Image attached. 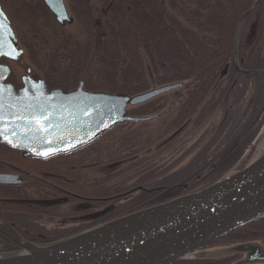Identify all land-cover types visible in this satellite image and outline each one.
<instances>
[{
    "label": "water",
    "instance_id": "1",
    "mask_svg": "<svg viewBox=\"0 0 264 264\" xmlns=\"http://www.w3.org/2000/svg\"><path fill=\"white\" fill-rule=\"evenodd\" d=\"M60 27L73 24L64 0H41ZM261 0H255L234 31L237 65L239 29ZM24 52L11 23L0 6V59L19 61ZM227 67L222 71L224 75ZM10 67L0 64V144L18 150L25 159L46 160L84 147L101 135L125 124L157 118L133 117L129 109L142 106L182 84L164 85L135 96L88 92L83 82L71 92L48 90L43 80L21 79V87L7 83ZM47 153V154H46ZM16 175H0V185H18ZM185 188V187H184ZM257 220H264V153L242 170L212 185L165 203L96 226L55 243L37 245L25 241L0 220V234L19 251L0 254V264H172L192 259L200 252ZM240 252L238 264H264V249L257 243L236 245L216 256Z\"/></svg>",
    "mask_w": 264,
    "mask_h": 264
},
{
    "label": "trees",
    "instance_id": "2",
    "mask_svg": "<svg viewBox=\"0 0 264 264\" xmlns=\"http://www.w3.org/2000/svg\"><path fill=\"white\" fill-rule=\"evenodd\" d=\"M95 1L106 4L109 12L106 32L98 46L92 45L91 41ZM254 2L255 0H170L167 3H150L148 0H72V13L78 20L83 19L89 28V42L86 45L76 43L66 34H60L62 29L53 21L41 0H21V5H27V20L41 31V41L42 38V42L45 41L43 48L50 52L47 71L49 78H45L49 88L64 90L83 82L85 89L90 92L135 96L147 92L151 86L180 83L182 88L177 92L182 93V97H178L181 104L175 118L164 130L165 133H172L181 130L193 119H198L196 122L201 123L211 114L214 106L208 107V111L198 110L218 85L226 66L231 71V79L239 75L234 64V31L240 18ZM257 17L259 22L262 19L256 33L257 37H261L264 0L259 2L241 24L237 63L243 71H264V60L258 59L264 45L256 40L247 41L248 24L257 21ZM253 25L254 22L251 26ZM262 33L264 36V32ZM251 76L259 77L257 74ZM225 92L226 89L221 92L219 100H223ZM159 103L160 100H153L131 109L129 115H153L164 107ZM252 154H255V150L249 152L248 156ZM224 177L222 173L208 182L200 181L190 192L200 191ZM36 190L41 192L39 188ZM155 196V199L146 201L149 204L133 209L141 210L164 201L161 196ZM3 198H0L1 207L5 205L2 203ZM67 237L69 236H55L47 238L46 242L53 243ZM24 238L36 240L34 237ZM242 242L264 245V220L239 228L215 244ZM234 260L235 257L225 256L182 260L172 264H233Z\"/></svg>",
    "mask_w": 264,
    "mask_h": 264
},
{
    "label": "rangeland",
    "instance_id": "3",
    "mask_svg": "<svg viewBox=\"0 0 264 264\" xmlns=\"http://www.w3.org/2000/svg\"><path fill=\"white\" fill-rule=\"evenodd\" d=\"M148 1L150 3H167L170 0ZM71 3L72 0H65L67 10L73 18V24L61 28V33H59L72 37L76 43L86 45L89 42V28L83 19L78 20L72 13L73 5ZM0 5L11 22L19 47L24 50L20 62L9 65L14 79L20 83V77L25 74L26 69H29L31 74L39 79L49 78L47 71H49L50 61L48 56L50 52L47 48H43L45 41L42 42L43 38L41 41V31L35 29L37 26L32 25L27 20V5L26 7L21 5V0H0ZM108 13L106 4L94 2L91 20L92 45L98 46L100 40L103 39L106 32L105 26ZM258 17L257 21H253V26H251L253 22L248 24L249 35H251L250 37L248 35L247 41L256 40L257 43L264 45L262 33L264 32V21L261 28V37H257L256 34L257 27L262 21L260 18L259 22ZM241 27L242 25L239 29V37ZM258 59L264 60V46H262ZM255 71L264 72L263 70ZM230 75L231 71L227 67L226 73L224 75L221 73L218 85L209 94L205 104L198 110V112L208 111V107L214 106L211 114L201 123L196 122L198 119H193L190 124L184 125L183 131L175 139L170 140L172 134L177 133L176 131L165 133L164 130L175 118L181 104L178 97L182 93L178 94L180 92L178 90L154 99L160 100L158 105H164L160 111L150 115H156L157 118L139 125L125 123L109 131L106 134L107 137L104 138L105 135L101 137L100 139H104L102 141L99 139L97 141L99 143L95 147L102 150L100 152L102 157L106 156L110 159L111 165L110 167L106 166V168H110L109 173L112 176L115 175L109 181V184L103 186V190L111 193H116L125 187L128 190L135 183L136 178L140 176L144 177L143 186L146 189L159 188L156 192L161 193L171 186H184L188 182L196 180L203 172L205 176L198 179L199 183L200 181L208 182L211 178H216L222 173L226 177L250 164L258 151L264 146V74H257L259 77L251 76L254 74H239L233 79ZM154 88L158 87L151 86L150 90ZM225 89L223 100H219L221 92ZM253 150H255V154L249 157L248 153ZM70 159L52 161L49 165L60 163L72 165ZM106 163L108 165L109 161ZM83 165L86 167L84 168L86 178L87 176L91 179L101 177L99 170L87 167L89 163ZM212 165L216 167L213 172L208 170ZM76 166L80 167L79 165ZM123 170L132 171L123 177L116 176L119 171ZM196 184L198 182L194 183L188 191L193 189ZM184 191L186 189L179 187L171 198L185 193ZM176 192L181 193L176 194ZM140 195L141 193L134 195L138 199L132 205L139 206L142 203L139 200ZM155 198L156 196L150 199ZM168 200L166 198V201ZM31 222L33 221L31 220ZM37 224L51 229L54 227L55 222L43 218L37 220ZM229 247L228 245L214 244L213 247L200 253L199 256L203 258L215 257L219 253L228 250Z\"/></svg>",
    "mask_w": 264,
    "mask_h": 264
},
{
    "label": "flooded vegetation",
    "instance_id": "4",
    "mask_svg": "<svg viewBox=\"0 0 264 264\" xmlns=\"http://www.w3.org/2000/svg\"><path fill=\"white\" fill-rule=\"evenodd\" d=\"M20 60L17 62H9L1 59L0 64L9 66L10 64H17ZM23 76L20 77V83H18L11 73L6 82L15 88H20ZM30 77L35 80H43L48 90L55 89L49 88L45 79H39L32 74H30ZM11 80H13V82ZM76 88L77 85L69 87L64 91L71 92ZM83 89L88 91L85 87H83ZM182 131L183 129L179 130L177 133H173L170 140L175 139ZM106 134L107 133L101 135L98 139L80 149L67 154L57 155L46 160L25 159L20 151L0 144V175H16L21 180V183L18 185H0V198L4 197L2 203L5 204L4 206L2 205V207L0 206V220L11 225L25 241L42 245L48 243L46 242L48 241L47 238L55 236L71 237L139 211L133 209L137 205L132 204L138 199L134 195L141 193L139 200L142 203L139 206H142L144 204H149L150 202L146 201L157 194L164 200L156 203L157 205L166 202V198L169 200L173 199L171 196L175 195L174 192L177 191L179 187L181 189H186V191H184L185 193L179 194V196L190 193L188 190L191 186L199 182V178L205 176L203 172L196 180L192 182L186 181L188 184L184 186H171L169 189H164V192L161 190V193L156 192L159 188L153 190L146 189L143 186L144 177L140 176L136 178L137 180L128 190L126 187L116 193L103 190V186L109 184V181L115 176L109 173L110 168H106V166L110 167L111 165L110 159L106 158V156L102 157L100 154L102 150L95 147L98 145L99 142L97 143V141L101 137L104 135V138L108 136ZM104 138L100 139V141ZM83 152L85 153L82 154ZM65 158H71L70 161L72 165H65L63 163L49 165L52 161L63 160ZM107 161H109L108 165L106 163ZM87 163H89L87 167L97 169L101 172V177L99 179H91L89 176H87V178L85 177L84 168L86 167L83 164ZM76 165L80 167L78 168ZM215 168L216 167L212 165L208 170L213 172ZM130 171L132 170L119 171L116 176L123 177ZM20 187H23V189ZM36 188L41 189V192L39 193ZM23 193L25 194L23 195ZM178 193L181 192H176V194ZM17 205L23 207L19 208ZM153 205L154 204H151L148 207ZM43 218L46 220H53L55 222L54 227L47 229L38 225L37 220ZM31 220L33 222H31ZM24 237H34L36 240L29 241ZM38 241H41V243H38ZM248 243L253 242L223 245H228L230 246L229 249H231L236 245ZM254 243L258 244V242ZM213 245L210 247H213ZM260 246L264 249V245L261 244ZM210 247L200 253L205 252ZM18 250L19 248L13 242L0 234V254ZM200 253L197 257L203 258L199 256ZM226 257H235L233 264H238L246 258V254L235 252V254L226 255Z\"/></svg>",
    "mask_w": 264,
    "mask_h": 264
},
{
    "label": "bare ground",
    "instance_id": "5",
    "mask_svg": "<svg viewBox=\"0 0 264 264\" xmlns=\"http://www.w3.org/2000/svg\"><path fill=\"white\" fill-rule=\"evenodd\" d=\"M148 91H149V90H148ZM263 153H264V146L261 148V150H260L258 156H261ZM258 156H257V157H258Z\"/></svg>",
    "mask_w": 264,
    "mask_h": 264
},
{
    "label": "snow or ice",
    "instance_id": "6",
    "mask_svg": "<svg viewBox=\"0 0 264 264\" xmlns=\"http://www.w3.org/2000/svg\"><path fill=\"white\" fill-rule=\"evenodd\" d=\"M4 134V131L3 129H0V135H3ZM47 154V153H46Z\"/></svg>",
    "mask_w": 264,
    "mask_h": 264
}]
</instances>
